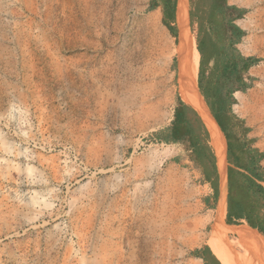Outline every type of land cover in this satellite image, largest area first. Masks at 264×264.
<instances>
[{"label": "rangeland", "instance_id": "obj_1", "mask_svg": "<svg viewBox=\"0 0 264 264\" xmlns=\"http://www.w3.org/2000/svg\"><path fill=\"white\" fill-rule=\"evenodd\" d=\"M234 1L259 62L227 124L264 154V0ZM152 2L0 0V264H203L194 252L212 249L219 206L189 145L159 140L180 30Z\"/></svg>", "mask_w": 264, "mask_h": 264}, {"label": "trees", "instance_id": "obj_2", "mask_svg": "<svg viewBox=\"0 0 264 264\" xmlns=\"http://www.w3.org/2000/svg\"><path fill=\"white\" fill-rule=\"evenodd\" d=\"M165 26L175 35L177 1L160 0ZM157 4H152L153 10ZM246 10L230 6L228 0H190V24L196 34L200 53L198 88L209 110L227 139V219L230 225L245 222L264 236V154L242 143H234L225 124L235 94L248 88L244 76L259 61L245 57L236 45L247 35L236 21L243 19ZM229 121V120H228ZM159 140L166 144L187 143L192 161L202 170L218 199L220 176L217 157L210 144V134L198 112L181 98L175 108L174 119ZM238 241L237 238H230ZM249 262L246 246L239 241ZM194 256L202 258L200 251ZM217 258V257H216ZM207 264H221L206 255Z\"/></svg>", "mask_w": 264, "mask_h": 264}, {"label": "bare ground", "instance_id": "obj_3", "mask_svg": "<svg viewBox=\"0 0 264 264\" xmlns=\"http://www.w3.org/2000/svg\"><path fill=\"white\" fill-rule=\"evenodd\" d=\"M176 24L180 30V47L178 50L180 98L182 97V101L193 107L202 118L210 134V144L213 140V131L218 137L223 139V146L216 138H214L212 146L215 150L222 179L226 180V140L198 88L200 53L197 49L196 40L190 34V0H178ZM226 209L227 200L225 198L217 211L215 218L216 228L213 230L211 241L209 240L215 255L222 264H264L263 236L249 226L232 227L226 225ZM227 234L229 238L240 239L242 244L246 246L250 255V263H247L229 244ZM255 237L262 239L263 244L259 246L255 241Z\"/></svg>", "mask_w": 264, "mask_h": 264}, {"label": "crops", "instance_id": "obj_4", "mask_svg": "<svg viewBox=\"0 0 264 264\" xmlns=\"http://www.w3.org/2000/svg\"><path fill=\"white\" fill-rule=\"evenodd\" d=\"M152 4H157L155 6V8L152 10L153 13L157 14V15H161L164 19V13H163V7L161 6L160 0H153ZM228 4L230 6H237L238 8L242 9L241 6H239L234 0H228ZM245 17V16H244ZM244 22V18L243 19H239L237 20L235 23L236 25H238L242 30L246 31V27L243 24ZM246 37V36H245ZM244 37V38H245ZM244 38L242 39V41L236 45L237 49L242 53V43L244 41ZM177 55H178V51H177ZM242 55H244V53H242ZM245 56V55H244ZM245 57H250V56H245ZM179 74V73H178ZM175 79V77H173ZM179 79V78H178ZM178 93H179V83H178ZM238 92H236L237 94ZM179 96H181L179 94ZM182 98V97H181ZM174 119V118H173ZM225 127L228 131V133L232 136V141L234 143H242L243 145H246L247 147H250L252 149H258L252 140V136L250 135V133L244 132L243 135L238 134L235 130V128L232 127L231 124H225ZM249 131V130H246ZM168 133L165 131L164 135L166 136ZM214 138H216L218 140V142L221 144V146H223V139L218 137L214 131L212 133V139L214 140ZM211 141V145L212 142ZM227 140V139H226ZM181 144H186V143H175L174 145H181ZM259 150V149H258ZM261 153L262 151L259 150ZM227 158V155H226ZM192 160V158H191ZM227 160V159H226ZM193 162V161H192ZM193 165L197 171V175L199 176L200 179V183L203 184V186L205 187V189L207 190L208 194H207V198H206V202L209 206V210H214L215 207L217 206H221L222 203L224 202V199L226 198L227 200V173H226V180L222 179V176L220 174L219 168H218V172H219V176H220V192H219V197L218 199L215 198V192L212 189L210 183L206 182L204 175L202 173V170L197 167V165L193 162ZM217 166H218V161H217ZM229 166V164H228ZM262 166L264 167V160L262 161ZM227 213V211H226ZM198 251H200L202 253V258H198V257H194L196 260L201 261L203 264H207V259H206V255L209 256L210 258H213L214 260H216L218 257L215 255V253L213 252V250L209 247V246H204L198 249ZM217 257V258H216ZM218 260V259H217ZM220 261V260H218ZM222 264V263H221Z\"/></svg>", "mask_w": 264, "mask_h": 264}, {"label": "flooded vegetation", "instance_id": "obj_5", "mask_svg": "<svg viewBox=\"0 0 264 264\" xmlns=\"http://www.w3.org/2000/svg\"><path fill=\"white\" fill-rule=\"evenodd\" d=\"M228 120H229V119H226L225 121H227V123H228ZM213 264H214V263H213Z\"/></svg>", "mask_w": 264, "mask_h": 264}, {"label": "water", "instance_id": "obj_6", "mask_svg": "<svg viewBox=\"0 0 264 264\" xmlns=\"http://www.w3.org/2000/svg\"><path fill=\"white\" fill-rule=\"evenodd\" d=\"M176 18H177V11H176ZM206 103V102H205Z\"/></svg>", "mask_w": 264, "mask_h": 264}]
</instances>
